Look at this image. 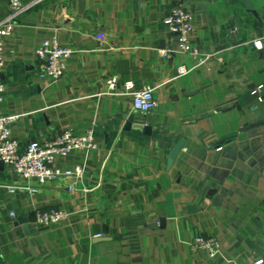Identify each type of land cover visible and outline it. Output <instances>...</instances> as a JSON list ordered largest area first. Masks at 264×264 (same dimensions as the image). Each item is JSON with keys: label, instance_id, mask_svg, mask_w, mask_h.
I'll use <instances>...</instances> for the list:
<instances>
[{"label": "crops", "instance_id": "crops-1", "mask_svg": "<svg viewBox=\"0 0 264 264\" xmlns=\"http://www.w3.org/2000/svg\"><path fill=\"white\" fill-rule=\"evenodd\" d=\"M246 1L250 9L245 0H42L20 16L3 41L0 111L16 117L11 139L22 150L63 130L90 129L97 151L57 159L61 170L82 168L76 180L38 184L0 164V264L263 257L264 0ZM7 7L0 0V19ZM174 7L191 13L200 65L176 51L163 23ZM52 37L71 50L58 80L39 75L34 55ZM179 65L186 75H177ZM111 76L152 87L156 107L132 111L129 95L108 91ZM257 86L262 102L250 95ZM72 182L78 189L68 192ZM49 209L65 219L34 225L33 214ZM196 235L218 242L213 259L191 249Z\"/></svg>", "mask_w": 264, "mask_h": 264}, {"label": "built area", "instance_id": "built-area-1", "mask_svg": "<svg viewBox=\"0 0 264 264\" xmlns=\"http://www.w3.org/2000/svg\"><path fill=\"white\" fill-rule=\"evenodd\" d=\"M42 0H33L25 4L21 0H8V7L5 15L0 19V106L3 100L2 93L4 86L2 82L3 71V41L9 37L18 23L20 16L40 3ZM164 25L174 35L176 51L183 55L192 57L197 65L205 59L201 58L197 49L192 47L189 36L193 32L191 24V13L182 7H174L163 19ZM253 47L261 48L259 40L253 41ZM170 51L163 49L159 51L162 57H167ZM36 60L40 65L39 75L50 77L53 80L61 79L65 72V62L71 55V50L59 44L55 37L42 41L34 50ZM188 70L184 65L177 67V75L184 76ZM108 91L112 94L116 89L131 97L132 111L146 113L156 107L154 100V89L149 86L137 88L132 81L118 84L116 77L111 76L105 81ZM262 86H257L250 91L258 102H262ZM16 117H2L0 111V162L11 168L13 173L22 179H34L38 184H45L56 181L63 177L70 180L79 179L82 175V168L77 166L72 170H61L57 159L65 158L72 151H97L92 130H86L80 135H74L70 130H63L56 133L50 139L30 141L22 150L10 137L9 126ZM78 188L72 182L67 186L68 192H74ZM13 216L12 214H10ZM65 219V214L58 209L36 211L32 216L34 225L46 228L57 224ZM191 249L202 250L207 254L208 259H213L218 253V242L212 237L196 235L190 244ZM250 264H264V255Z\"/></svg>", "mask_w": 264, "mask_h": 264}, {"label": "water", "instance_id": "water-1", "mask_svg": "<svg viewBox=\"0 0 264 264\" xmlns=\"http://www.w3.org/2000/svg\"><path fill=\"white\" fill-rule=\"evenodd\" d=\"M245 2L247 5V8L250 9L251 7H250L249 3L246 0H245ZM176 154H177V148H174L169 154L170 161H172L175 158ZM0 164L2 165L1 162H0ZM23 229L26 230V228H23Z\"/></svg>", "mask_w": 264, "mask_h": 264}]
</instances>
